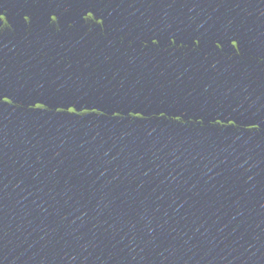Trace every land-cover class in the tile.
Returning a JSON list of instances; mask_svg holds the SVG:
<instances>
[{
  "label": "water",
  "instance_id": "obj_1",
  "mask_svg": "<svg viewBox=\"0 0 264 264\" xmlns=\"http://www.w3.org/2000/svg\"><path fill=\"white\" fill-rule=\"evenodd\" d=\"M0 264H264V0H0Z\"/></svg>",
  "mask_w": 264,
  "mask_h": 264
}]
</instances>
